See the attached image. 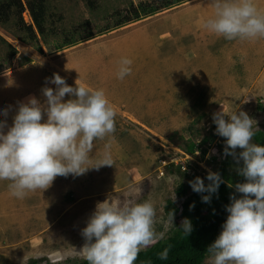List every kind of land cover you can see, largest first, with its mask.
I'll use <instances>...</instances> for the list:
<instances>
[{
  "label": "rangeland",
  "instance_id": "1",
  "mask_svg": "<svg viewBox=\"0 0 264 264\" xmlns=\"http://www.w3.org/2000/svg\"><path fill=\"white\" fill-rule=\"evenodd\" d=\"M21 1L22 21L36 38L29 40L17 16L0 22L4 130L20 102L29 96L43 101L42 87L55 88L48 83L53 73L72 86L77 79L103 89L116 111L114 133L94 141L90 158L97 161L109 144L114 163L57 176L42 193L23 198L11 194L10 181H0V264L83 260L81 230L96 203L127 198L137 188L139 200L154 202L155 227L163 231L170 211L173 223L181 221L173 209L182 201L177 188L189 193L195 179L183 166L202 178L224 157L225 138L215 133L213 113L243 110L256 121L254 131L264 133V38L211 33L202 24L214 11L211 0H44L42 32ZM255 4L264 11V0ZM122 57L132 60L131 74L118 79ZM189 144L198 152H187ZM230 159L228 170L236 172L239 165Z\"/></svg>",
  "mask_w": 264,
  "mask_h": 264
},
{
  "label": "clouds",
  "instance_id": "2",
  "mask_svg": "<svg viewBox=\"0 0 264 264\" xmlns=\"http://www.w3.org/2000/svg\"><path fill=\"white\" fill-rule=\"evenodd\" d=\"M213 13L202 20L211 33L227 40L264 38V11L255 0H211ZM132 60L122 57L117 78L131 74ZM41 91L43 101L29 96L17 106L11 125L0 120V181H10L11 194L23 198L28 192L49 188L57 176H80L90 168L113 166L110 145L91 161L94 141L115 131L116 111L103 89L77 83L69 85L53 73ZM68 99H64L66 96ZM0 108V115L7 116ZM46 117V118H45ZM215 133L225 138L223 154L231 155L244 182L234 185L240 196H230L221 230L207 246L209 264H264V144L254 142L256 121L243 110L217 111L212 115ZM199 142V141H198ZM197 142V143H198ZM237 149H240L237 153ZM242 162V163H241ZM205 184L199 176L189 181L194 192L210 202L224 182L219 172L208 170ZM232 187V185H229ZM140 189L127 198L106 197L98 201L81 230L85 240L83 258L88 264H135L138 254L166 238L173 223L170 211L166 227L156 230V208L151 199L139 200ZM171 199H175V194ZM179 229L188 236V218ZM168 249L160 253L167 259Z\"/></svg>",
  "mask_w": 264,
  "mask_h": 264
},
{
  "label": "trees",
  "instance_id": "3",
  "mask_svg": "<svg viewBox=\"0 0 264 264\" xmlns=\"http://www.w3.org/2000/svg\"><path fill=\"white\" fill-rule=\"evenodd\" d=\"M25 4L30 11L37 31L42 32L44 0H25ZM169 4H171L170 1ZM23 9L24 5L21 0H0V22L6 21L10 15L17 16L18 25L28 33L29 40L35 39L36 33L32 25H26L22 21L21 13ZM142 11H144V14L146 13V10L142 9ZM134 14L136 17L138 16L136 10ZM253 140L256 143L264 144V133L260 130H255ZM203 141L206 140L204 139ZM196 149L197 146L189 144L186 150L190 154H193ZM211 160L214 161L215 158L212 157ZM230 162V155H224L215 168L214 172H219L224 182L220 183L216 193L211 194L210 202L206 203L202 201L201 197L204 193L194 192L192 188L188 193L187 188L183 185L177 188L176 195L182 201L179 207L173 209L181 218V221L184 218H188L191 221V233L186 236L179 229L181 221L174 222L176 227L171 228L166 238L142 250L138 254L135 264H203L204 259L208 257L207 246L216 238L226 219L227 212L225 206L230 203V196L238 197L241 195L236 192L234 185L238 182H244L245 178L239 175L237 171L231 172L228 170ZM183 173L188 178L196 177L187 174L185 171ZM206 173H203L201 178L205 184L209 183L206 179ZM229 185H232V187H229ZM171 205V201L168 200L165 209L167 207L170 209ZM165 248L168 249L167 259H161L160 253ZM28 264L41 263L37 260H31ZM74 264H88V262L83 259Z\"/></svg>",
  "mask_w": 264,
  "mask_h": 264
},
{
  "label": "built area",
  "instance_id": "4",
  "mask_svg": "<svg viewBox=\"0 0 264 264\" xmlns=\"http://www.w3.org/2000/svg\"><path fill=\"white\" fill-rule=\"evenodd\" d=\"M195 152H198V150H196ZM183 171H185L187 174H190V175H192V174H194L193 172V170L191 169V168H187V167H185V166H183Z\"/></svg>",
  "mask_w": 264,
  "mask_h": 264
}]
</instances>
